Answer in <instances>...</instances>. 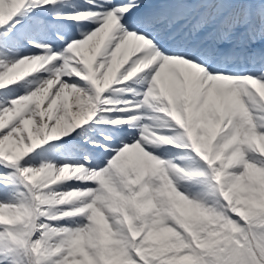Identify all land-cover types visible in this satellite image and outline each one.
<instances>
[{
    "label": "rangeland",
    "instance_id": "obj_1",
    "mask_svg": "<svg viewBox=\"0 0 264 264\" xmlns=\"http://www.w3.org/2000/svg\"><path fill=\"white\" fill-rule=\"evenodd\" d=\"M225 82H213L221 96L209 94L203 100L202 95V101L192 106L172 100L175 122L188 128L190 144L182 131L176 132L160 117L159 127L151 133L143 131L142 141L170 145L175 153L163 158L146 151L140 141L127 144L107 168L95 170L86 182L98 188L75 190L65 185L60 190L55 187L61 182L57 185L53 177L41 176L45 164L25 170L23 175L35 190L34 200L0 206V223L9 226L0 242L26 246L39 215L63 219L61 224L87 217L83 228L44 226L43 240L32 246V257L22 264H49L55 256H62L64 264H135L132 250L144 264H261L264 163L258 161L264 158V84ZM34 89L0 112V130L20 123L21 116L30 112ZM42 144L16 127L0 138V157L18 163ZM186 148L208 165L214 184L207 177L193 178L204 172L184 152ZM193 181L201 186L195 198L181 190ZM56 223L52 221L53 226Z\"/></svg>",
    "mask_w": 264,
    "mask_h": 264
},
{
    "label": "snow or ice",
    "instance_id": "obj_2",
    "mask_svg": "<svg viewBox=\"0 0 264 264\" xmlns=\"http://www.w3.org/2000/svg\"><path fill=\"white\" fill-rule=\"evenodd\" d=\"M109 13H114L119 20V32L110 50H118L128 38L127 34H135L151 41L163 56L198 66L209 78L233 82L251 80L264 84V0H25L21 7L7 10L4 20L0 21V71L42 52L64 54L74 41L83 40L100 29ZM83 14L99 15L85 19ZM21 51L32 54L21 57ZM144 56V52L137 53L123 72L127 73ZM62 63L63 60H57L54 67ZM158 70L161 73L165 71L157 64L118 87L135 89L139 95L132 94L127 98L139 103ZM64 79L69 84L90 90L87 82L76 77ZM22 82L0 89V112L11 108L13 101L28 91V81ZM147 111L140 109V114ZM136 114L117 113L109 118ZM18 124L19 121L0 130V138L7 137ZM76 130L71 132V136H62L65 137L63 140H52L56 142L46 144L36 153L29 151L18 163L0 157V206L32 202L35 190L23 173L49 162L57 165L61 162L83 164L90 171H99L109 166L125 144L137 141L156 156L166 158L175 153L170 145L156 147L144 143L140 138V128L129 124L97 126L93 121ZM175 130L182 131L178 127ZM184 152L197 161L202 171L210 173L207 164L194 151L185 149ZM29 153L33 155L29 156ZM37 159L40 161L38 165ZM258 162L264 163V158ZM79 187L98 188L99 185L82 184ZM200 187L193 181L181 190L195 198ZM221 203H225L222 198ZM233 218L239 220V217ZM61 220L39 215L24 247L0 242V264H22L26 257H32V246L44 238V226L83 228L88 223L87 217L80 221L71 219L69 224H61ZM52 221L57 222L56 226ZM8 230V225L0 223V235L6 236ZM130 256L135 264H144L134 250L130 251ZM259 259L264 264V257ZM49 264H64L63 257L55 256Z\"/></svg>",
    "mask_w": 264,
    "mask_h": 264
},
{
    "label": "bare ground",
    "instance_id": "obj_3",
    "mask_svg": "<svg viewBox=\"0 0 264 264\" xmlns=\"http://www.w3.org/2000/svg\"><path fill=\"white\" fill-rule=\"evenodd\" d=\"M11 1L12 0H6L4 2V0H0V18H2V11L9 9L10 3L11 5L13 4ZM13 1L17 2V5L22 2V0ZM96 34V32L92 33L81 43V45L76 46L74 50H79L80 53L73 55V51H69L68 54L62 58L63 63L59 65L57 74L49 76L43 82L39 79L38 81L40 82L35 83L37 84L34 89L35 103L30 112L26 114L17 126L18 129H21L22 127V130L25 131L29 140L37 141L38 139H41L43 142L42 147H45L44 145L47 143L55 142L52 140L63 138L62 136H65L70 130H73L74 128H85L86 125L93 121H96L97 126H102L108 120L111 125L129 124L133 127V124L139 121L138 118L133 119L130 117L129 122H123V120L126 119L124 116H116L115 119H110L109 117L117 113L122 114L136 111V104L132 102V99L129 100L127 98L128 95H121V93L124 90H127V88L118 86L125 84V78L129 77L136 69H140L146 65L148 60L146 59L145 61H142L139 59V61L137 63L135 62L133 67L127 73L123 72L125 66L132 60L133 57L129 59V55L133 52L132 49L135 46L134 44H137H133L132 42L128 47L129 40L127 38V40H124L122 46H119L118 50H111V55L106 58L107 62L102 59L95 62H84V60L91 59L92 53L99 40ZM25 53V55H28L31 52L27 51ZM25 55H21V57ZM50 56L53 59L55 58L53 55ZM40 59H42V56L38 55L24 58L12 67L0 71V77L3 78L4 83L13 81L15 78L18 79L19 76H21V82L25 81L23 79V73L30 71L33 68H41L43 66ZM171 64L173 65V70H167L165 67L170 66ZM159 65L160 68L165 71L163 73L159 70L157 71L156 75L150 82L147 92L144 93L143 103L144 107L148 110V114H154L155 112L163 114L167 110L165 103L163 102H168L176 96L181 97L187 105H190L199 102L200 100L202 101V95L203 100L205 97H208L209 94L212 95L211 89L213 87H207L208 77L204 73L197 72V67L195 65H192L194 70H191L186 68L191 64L174 58H169L165 63L160 62ZM84 68L85 70L83 71ZM59 76H62L61 79ZM65 77H76L87 82V84H90V81L93 80L97 87L100 85L101 89L92 91V88L90 87V90H86L76 84L67 83L64 79ZM210 79L212 81H218V79ZM26 80L28 81V85L33 83L30 77H27ZM184 80H186L185 84L183 83ZM220 81L225 82V80L222 79ZM112 82L115 85H113ZM98 91H101V97L98 102H94V97ZM155 91H159L157 94L163 96V102L159 103V105H156L159 99L153 97ZM106 93L112 94L106 95ZM132 94L133 90H131V95ZM184 96H187L188 99L185 100ZM165 99H167V101ZM154 100L155 102H153ZM94 104H97V110L96 114L91 116L90 112H94ZM98 116L100 117L99 120H97ZM150 122L156 123V120L143 118L142 127H148ZM44 166V170L41 171V176L53 177L56 180L57 185L61 182L59 186L55 187L60 190L65 186L64 180L67 178H72L71 181L74 182H80L83 178L94 174L93 170L90 171L85 166H60L55 162H49Z\"/></svg>",
    "mask_w": 264,
    "mask_h": 264
}]
</instances>
